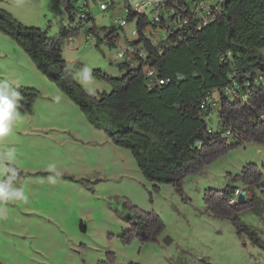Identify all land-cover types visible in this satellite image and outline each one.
I'll return each mask as SVG.
<instances>
[{"label":"rangeland","instance_id":"1","mask_svg":"<svg viewBox=\"0 0 264 264\" xmlns=\"http://www.w3.org/2000/svg\"><path fill=\"white\" fill-rule=\"evenodd\" d=\"M0 9L59 41L72 79L88 95L110 91L93 70L110 77L121 74L116 54L124 41L116 47L104 42L96 46L87 29L117 28L125 14L101 10L97 0H88L93 24L80 19L81 8L70 21L60 0H0ZM133 26L129 22L125 27L127 35ZM154 34L158 45L163 31L158 28ZM259 53L264 60V48ZM85 68L91 81L82 83ZM0 81L40 92L29 109L20 99L18 117L0 137V183L11 177V187L27 197L0 199V264H264V250L238 234L229 220L208 216L203 201L208 189L214 200L230 186L244 190V200L235 208L264 241V142L255 143L247 134L239 145L226 138L233 147L212 146V159L186 175L178 191L144 179L130 152L89 124L1 33ZM207 125L224 133L215 111ZM263 130L256 139L264 141Z\"/></svg>","mask_w":264,"mask_h":264},{"label":"trees","instance_id":"2","mask_svg":"<svg viewBox=\"0 0 264 264\" xmlns=\"http://www.w3.org/2000/svg\"><path fill=\"white\" fill-rule=\"evenodd\" d=\"M60 1L69 20L74 21L75 9L82 10V6L76 7L75 1ZM89 15L87 18L93 24ZM125 16L128 22L135 19L139 27L149 22L143 14ZM116 30L111 26L98 32L91 26L87 35L96 37V46L106 42L115 47L110 35ZM182 30L180 38L176 30L158 45L143 40L140 48L146 58L137 65L117 64L121 73L118 77L93 70L95 77L110 86L109 92L95 97L72 79L59 41L48 38L40 28L21 24L11 13L0 9V33L21 48L34 68L79 109L89 124L105 132L115 146L130 152L144 179L171 184L178 191L186 175L212 159V146L222 145L225 150L233 147L225 143L226 137L220 136L223 131L207 132V117L214 111L199 109L200 99L207 93L237 81L244 94L233 99L220 96V127L235 131L237 145L245 134L253 137L255 143L264 142L255 138L264 129V125L255 128L260 124L256 119L264 113V60L259 53L264 48V0H222L215 20L199 28L188 25ZM146 68L154 71L151 76ZM258 74L263 81L254 83ZM16 90L24 101V109L40 97V92L32 88ZM199 139L204 141L202 147L197 145ZM234 189L238 187L224 189L219 200L212 199L213 191L208 189L203 196L205 211L210 217L229 220L238 234L246 235L253 245L264 250V241L255 229L241 220L243 211L235 208L240 202L227 204ZM169 241L166 237L165 242Z\"/></svg>","mask_w":264,"mask_h":264},{"label":"built area","instance_id":"3","mask_svg":"<svg viewBox=\"0 0 264 264\" xmlns=\"http://www.w3.org/2000/svg\"><path fill=\"white\" fill-rule=\"evenodd\" d=\"M78 1L82 6V12L80 19L85 20L87 14H90L88 9V0H68ZM99 2V8L101 10L113 9L121 12L125 15L129 13H135V15H146L149 18L148 25L139 27L136 24V20L133 19V28L129 35L125 33L124 29L129 24L126 18H123L117 26L116 31H112L110 38L113 39L115 47L119 41H124L122 46L116 54V57L121 62L129 65H137L146 58V53L141 49V43L143 40H149L151 44H154L155 30L161 29L163 34L158 37V43L165 42L168 39V34L176 31L178 38L183 34V28L192 25L195 28H199L207 25L215 20L217 13L220 11L222 0H186V3H180L179 0H97ZM91 22V20H87ZM92 24V23H91ZM157 26V27H156ZM119 28V29H118ZM182 30V31H181ZM122 32V34H119ZM136 41H140L135 43ZM106 43V42H104ZM156 45V44H154ZM147 69V68H146ZM154 71L147 69V75L151 76ZM263 81V76L258 74L255 82ZM159 84H163V81H158ZM248 86V82L245 83ZM246 90V89H245ZM237 92L238 95L243 96L244 91L239 86L237 81H233L229 86L224 87L220 91H214L207 93L200 99L199 109L202 112L212 110L218 112L221 108L220 96L224 95L229 99H233ZM217 94V96H214ZM255 122V121H254ZM257 123H264V113H260L256 119ZM208 133H214L211 129ZM219 132V131H217ZM220 134V133H219ZM220 136L226 138H236L237 134L231 128H226L224 133ZM241 140V137L240 139ZM198 146H203V139L197 141ZM245 194L243 190H236L235 195ZM233 201V200H231Z\"/></svg>","mask_w":264,"mask_h":264},{"label":"clouds","instance_id":"4","mask_svg":"<svg viewBox=\"0 0 264 264\" xmlns=\"http://www.w3.org/2000/svg\"><path fill=\"white\" fill-rule=\"evenodd\" d=\"M90 70L84 69V80L82 83L90 82ZM90 94H95L89 89ZM21 95L19 91L13 88L7 81H0V137L6 136L11 130V124L14 119H16L19 115L17 112L19 105V101L21 99ZM54 166L50 165L49 170H53ZM13 176H15V172L13 171ZM11 177L0 183V199L8 200V199H21L26 200L27 197L24 195L22 190L13 189L11 187ZM49 181L51 183H55V177L50 176ZM240 189H234L231 191V194L234 196L227 201L231 200L239 201V197H243L245 194L235 195V191ZM244 191V190H243ZM240 202V201H239ZM230 205V204H229Z\"/></svg>","mask_w":264,"mask_h":264},{"label":"water","instance_id":"5","mask_svg":"<svg viewBox=\"0 0 264 264\" xmlns=\"http://www.w3.org/2000/svg\"><path fill=\"white\" fill-rule=\"evenodd\" d=\"M242 200H244V197H242V196L239 197V201H242Z\"/></svg>","mask_w":264,"mask_h":264}]
</instances>
